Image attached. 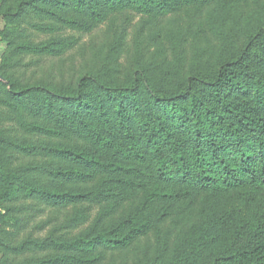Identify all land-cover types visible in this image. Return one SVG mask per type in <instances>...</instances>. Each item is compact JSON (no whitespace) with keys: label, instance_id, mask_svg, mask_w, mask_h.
Wrapping results in <instances>:
<instances>
[{"label":"trees","instance_id":"obj_1","mask_svg":"<svg viewBox=\"0 0 264 264\" xmlns=\"http://www.w3.org/2000/svg\"><path fill=\"white\" fill-rule=\"evenodd\" d=\"M11 2L0 0L6 24L35 12L51 23L89 31L111 13L157 19L232 0ZM69 46L25 44L16 52L54 55ZM158 69L161 77L139 69L121 86L105 74L86 75L62 91L18 88L0 75L6 101L31 120L27 128L53 139L39 147L0 140V153L13 147L53 161L33 172L28 167L11 172L0 158V193L12 199L28 194L51 207L100 208L98 218L75 238L40 244L41 250L49 244L53 255L22 264L96 262L98 247L129 246L200 195L219 203L206 209V223L191 231L188 245L170 260L147 264H264V24L241 46L227 48L212 68L193 70L177 87L169 80L172 69ZM34 172L39 176H31ZM125 204L129 210L119 212ZM117 213L121 217H114ZM79 214L75 225L87 219Z\"/></svg>","mask_w":264,"mask_h":264},{"label":"rangeland","instance_id":"obj_2","mask_svg":"<svg viewBox=\"0 0 264 264\" xmlns=\"http://www.w3.org/2000/svg\"><path fill=\"white\" fill-rule=\"evenodd\" d=\"M49 24L53 30H41ZM261 24H264V0L217 2L202 9L184 8L157 19L121 11L109 14L89 31L51 23L35 12L10 24L0 17V75L18 88L43 85L62 91L72 89L86 75L105 74L108 81L121 86L130 82L136 70L150 69L155 77H161L158 68L167 67L173 70L169 78L172 87H177L193 70L212 68L227 48L241 46L247 34ZM59 41L70 46L61 47L54 55L16 52L21 45ZM159 80L156 78L157 85L161 84ZM30 121L12 109L0 82V140L34 147L53 140L30 131L27 128ZM34 154L25 156L7 147L0 153L1 164L11 172L27 167L33 172L53 162L40 152ZM37 174L31 176L38 177ZM218 204L216 199L200 195L129 246L114 251L98 247L95 253L99 256L90 264L167 262L177 248L188 245L191 231L206 223V209L217 208ZM129 208L125 204L119 212L126 213ZM79 211V217L87 219L75 225L73 218ZM99 214L98 206L51 207L28 194L12 199L0 193V264H22L53 255L49 244L45 250L40 249V244L53 237L75 238ZM114 217L121 216L117 213Z\"/></svg>","mask_w":264,"mask_h":264}]
</instances>
